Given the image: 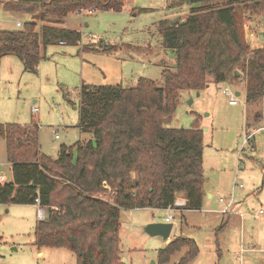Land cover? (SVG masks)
I'll return each mask as SVG.
<instances>
[{"label":"trees","instance_id":"obj_1","mask_svg":"<svg viewBox=\"0 0 264 264\" xmlns=\"http://www.w3.org/2000/svg\"><path fill=\"white\" fill-rule=\"evenodd\" d=\"M185 1L192 7L183 23V18L159 21L164 47L176 53L175 69L162 71L163 86L145 76L132 87L81 85L80 126L92 134L88 140L62 144L53 157L40 151L37 123H0L12 171V179L0 183V202L36 204L39 197L46 212L35 226L38 246L66 247L76 254L77 264H127L120 247L122 208L154 207L156 202L168 208L179 192L187 200L180 211L202 208L204 131L198 118L190 127L173 124L179 93L204 88L211 73L217 83L245 82L247 101L264 95V46L251 49L242 16L249 9L264 11V0H228L223 5ZM124 4L125 0H5L10 11H39L56 21L43 23L38 31L39 18L33 16L20 29L0 30V59L17 55L26 71L35 72L43 58L42 46L81 40L80 30L57 24L70 12L120 11ZM185 246L181 263H188L198 247L186 236L162 247L160 261H168Z\"/></svg>","mask_w":264,"mask_h":264},{"label":"rangeland","instance_id":"obj_2","mask_svg":"<svg viewBox=\"0 0 264 264\" xmlns=\"http://www.w3.org/2000/svg\"><path fill=\"white\" fill-rule=\"evenodd\" d=\"M227 1L209 3L223 5ZM2 3L0 0V30L20 29L23 26H17L16 20L24 24L33 16L39 18H35L38 31L43 23L56 21L51 16L44 19L39 11L31 14L6 10ZM191 7L185 0H125L120 11L70 12L64 18L65 24H57L80 29L81 40L42 46L43 58L35 72L26 71L17 55L7 54L0 59V123H37L40 151L53 157L62 144L88 140L92 134L80 126L81 85L132 87L140 76H145L163 86L162 71L175 69L176 53L164 47L159 21L184 18ZM243 12L246 41L251 49L263 47L264 11ZM207 81L209 85L199 95L193 89L180 91L172 117L173 122L185 127H190L195 118L200 126L209 127L204 132L203 206L183 211L122 208L120 247L127 264H182L188 247L161 262L159 250L167 239L144 229L149 222L165 221L169 213L174 216L171 238L186 236L196 241L198 252L186 264H264V212L258 213L260 208L264 210V95L247 101L245 82L240 79L217 83L209 73ZM226 86L240 92L237 103L231 104L222 92ZM33 105L37 112H33ZM0 162L10 181L11 164L2 136ZM235 181L243 187L235 186ZM232 195V212L218 211L219 198ZM38 210L34 204L0 202V264H77L76 254L68 248L35 243Z\"/></svg>","mask_w":264,"mask_h":264},{"label":"built area","instance_id":"obj_3","mask_svg":"<svg viewBox=\"0 0 264 264\" xmlns=\"http://www.w3.org/2000/svg\"><path fill=\"white\" fill-rule=\"evenodd\" d=\"M85 11H94V9H80L78 11V13H81V11L84 12ZM16 25L17 26H22L23 23L20 19H17L16 20ZM222 92L228 96V100L231 104H234V103H237L239 101V95L237 94L238 92L237 91H234L232 90L230 87L226 86L224 88H221ZM32 110L33 112H37L38 111V108L33 105L32 106ZM55 136L56 137H59V134L57 133V131H55ZM247 140H248V137H247ZM4 163L0 162V183H6L8 182V176L7 174L1 169V165H3ZM235 186H239V187H243V184L242 183H237L236 181L234 182ZM109 193L106 195L108 196ZM113 195V194H111ZM36 205L38 206L39 208V218H43L45 216V208L41 207L39 205V202H40V199L39 197H37L36 199ZM186 198L185 197H177L173 203V205L169 206L168 209H179V207L181 206H184L186 204ZM219 202L221 203L222 205V209H221V212L222 213H231L232 212V207L234 206L235 204V201H234V196L232 195L230 198H225V197H220L219 198ZM264 210L262 208L259 209L258 213H263ZM174 218V216L169 213L168 215H166L165 217V220L166 221H171L172 219Z\"/></svg>","mask_w":264,"mask_h":264},{"label":"water","instance_id":"obj_4","mask_svg":"<svg viewBox=\"0 0 264 264\" xmlns=\"http://www.w3.org/2000/svg\"><path fill=\"white\" fill-rule=\"evenodd\" d=\"M185 19L183 18L181 22L183 23ZM235 74L238 75V71H235ZM200 94V91H197V95ZM240 95L239 91L237 93ZM193 101V99H190V103ZM169 126V124L167 125ZM154 207H159V203L156 202ZM173 222L172 221H157V222H149L145 225L144 229L147 233L150 235H161L164 239H168L171 235V231L173 228Z\"/></svg>","mask_w":264,"mask_h":264},{"label":"crops","instance_id":"obj_5","mask_svg":"<svg viewBox=\"0 0 264 264\" xmlns=\"http://www.w3.org/2000/svg\"><path fill=\"white\" fill-rule=\"evenodd\" d=\"M3 1V3H2V6L5 8V6H4V1L5 0H2ZM6 9V8H5ZM6 10H8V9H6ZM66 17V16H65ZM23 23V22H22ZM64 24H65V19H64V22H63ZM23 26V25H22ZM65 27H67L66 25H65ZM78 30H80V29H78ZM81 31V30H80ZM251 44L252 45H254V42L252 41V39H251ZM209 85V83H207V85L206 86H208ZM203 89V88H202ZM202 89H200L199 91H201ZM198 91V90H197ZM238 92V91H237ZM240 93V92H239ZM173 124L174 125H179V123L178 122H173ZM202 127V129H203V131L205 132V131H207L208 129H209V127H205V126H201ZM204 189H205V187H204ZM179 194H183V196L182 197H185L184 195V193L183 192H179ZM205 194H206V192H205ZM209 196L211 197L212 196V194L209 192ZM34 205H36V204H34ZM221 205V204H220ZM221 209H222V205L219 207V209H218V211H220L221 212ZM172 221V220H171ZM171 239H173V238H171V236L167 239V242H169Z\"/></svg>","mask_w":264,"mask_h":264}]
</instances>
